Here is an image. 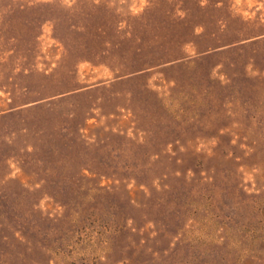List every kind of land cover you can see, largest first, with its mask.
I'll list each match as a JSON object with an SVG mask.
<instances>
[{
  "label": "rangeland",
  "instance_id": "obj_1",
  "mask_svg": "<svg viewBox=\"0 0 264 264\" xmlns=\"http://www.w3.org/2000/svg\"><path fill=\"white\" fill-rule=\"evenodd\" d=\"M0 264H264V0H0Z\"/></svg>",
  "mask_w": 264,
  "mask_h": 264
}]
</instances>
